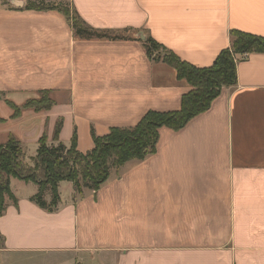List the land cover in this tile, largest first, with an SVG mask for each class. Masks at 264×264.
Masks as SVG:
<instances>
[{
	"label": "crops",
	"instance_id": "0c3cea01",
	"mask_svg": "<svg viewBox=\"0 0 264 264\" xmlns=\"http://www.w3.org/2000/svg\"><path fill=\"white\" fill-rule=\"evenodd\" d=\"M62 1L93 30L128 39H79L57 11L0 0V143L19 141L26 164L40 138L55 144L59 122L58 140L69 147L75 134L85 154L91 131L180 109L189 86L149 60L148 37L198 68L229 47L231 31L264 37V0ZM238 59L235 85L179 131L161 128L154 154L96 192L73 201L70 188L47 213L30 201L36 185L11 178L17 205L6 199L0 215V264H264V53ZM44 95L49 109L22 108Z\"/></svg>",
	"mask_w": 264,
	"mask_h": 264
},
{
	"label": "trees",
	"instance_id": "16d2710c",
	"mask_svg": "<svg viewBox=\"0 0 264 264\" xmlns=\"http://www.w3.org/2000/svg\"><path fill=\"white\" fill-rule=\"evenodd\" d=\"M23 9L57 11L70 22L75 37L79 39H128L126 36H109L93 30L62 0H26ZM230 38L229 47L217 55L212 65L204 68L181 61L152 38L145 39L143 47L149 60L168 65L176 72L177 79L189 86V90L181 97L180 109L173 112L149 111L135 126L111 128L103 137L91 131L93 148L85 154L77 151L75 134L69 147L58 140L60 122L54 130L55 144H49L45 137L40 138L29 164L23 162L24 153L15 138L10 137L6 143H0V215L7 207L5 198L14 206L17 205V199L10 189L11 178L36 185L37 192L30 201L47 213H53L60 202L59 184L70 183L74 191L72 200L76 201L83 196L84 191L96 192L108 180L111 172L128 162H140L154 154L161 128L179 131L191 119L206 112L223 89L235 85L236 64L240 62L238 56L264 53V37L231 31ZM52 104L49 97L44 95L38 100L27 101L22 108L47 110ZM9 105L13 116L18 115L21 108ZM47 192L51 195L49 202L44 200ZM3 248L4 237L0 234V250Z\"/></svg>",
	"mask_w": 264,
	"mask_h": 264
},
{
	"label": "rangeland",
	"instance_id": "374dc122",
	"mask_svg": "<svg viewBox=\"0 0 264 264\" xmlns=\"http://www.w3.org/2000/svg\"><path fill=\"white\" fill-rule=\"evenodd\" d=\"M35 1H40V0H35ZM32 155V154H31ZM26 161V159L25 158H23V162H25ZM27 162V161H26ZM119 170V169H118ZM117 170V171H118ZM21 186H24V185H21ZM32 186V185H31ZM60 188H59V195H60V202H59V205H58V207L60 206V204H61V202H62V199L65 197V195H66V190H68V189H72L73 190V187H72V185L71 184H69V183H66V182H63V183H61L60 184V186H59ZM13 191H14V193L16 194V195H19V194H21L23 191H24V189H22L21 191H19L17 188H13ZM50 193H45L44 194V200L46 201V202H49V200H50ZM5 201H6V198H5ZM6 264H39V263H37L36 261H35V259H33V257H25V258H23V257H18V258H16L15 260H11V261H8Z\"/></svg>",
	"mask_w": 264,
	"mask_h": 264
},
{
	"label": "water",
	"instance_id": "95a60500",
	"mask_svg": "<svg viewBox=\"0 0 264 264\" xmlns=\"http://www.w3.org/2000/svg\"><path fill=\"white\" fill-rule=\"evenodd\" d=\"M13 4H15L16 6H21V4L18 2H13Z\"/></svg>",
	"mask_w": 264,
	"mask_h": 264
}]
</instances>
